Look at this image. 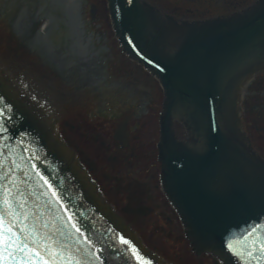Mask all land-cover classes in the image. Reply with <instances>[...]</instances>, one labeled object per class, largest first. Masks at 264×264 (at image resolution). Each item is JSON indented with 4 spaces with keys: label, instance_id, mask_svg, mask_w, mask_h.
<instances>
[{
    "label": "water",
    "instance_id": "1",
    "mask_svg": "<svg viewBox=\"0 0 264 264\" xmlns=\"http://www.w3.org/2000/svg\"><path fill=\"white\" fill-rule=\"evenodd\" d=\"M106 3L122 52L162 88L160 183L192 252L264 264V159L241 122L242 90L264 71V0L200 21H177L143 0ZM39 95L0 65V96L18 117L14 138L0 140L3 222L49 264H63L54 253L73 264H137L132 249L150 264H169L105 200ZM22 131L30 135L19 144Z\"/></svg>",
    "mask_w": 264,
    "mask_h": 264
},
{
    "label": "flooded vegetation",
    "instance_id": "2",
    "mask_svg": "<svg viewBox=\"0 0 264 264\" xmlns=\"http://www.w3.org/2000/svg\"><path fill=\"white\" fill-rule=\"evenodd\" d=\"M143 1L177 21H200L235 13L246 8L253 0H244L233 4L231 3L235 0H230L228 3V5H232L230 10L219 14L212 11L219 0H214L203 8H195L194 11L177 7L178 5L175 3L170 4L172 7H164L161 4L163 0ZM189 1L195 2L198 6L201 5L200 0ZM178 12L183 14L179 15ZM106 24L110 26L109 22ZM83 28L90 36L89 39H91L98 56L102 58L99 64L101 68L98 63L95 65L97 69L95 79H100L99 81L93 82L90 79L91 73H93L91 69L86 66L82 68L81 63L83 65L90 64L87 62L86 64L81 56L74 62L73 70H61L56 67L46 56L42 45L32 42V39L37 37L41 40L44 36H51V33L47 32L48 25L41 26L40 22H33L30 28L25 31L15 32L16 37L29 52L35 54L43 65L52 71L60 85L68 88L67 92L56 88L59 87L57 83L54 85V83L43 81L40 78H33L31 76L33 71L27 68L22 70V68L8 65L11 68V74L23 76L28 88L31 91L36 89L42 100L46 101L54 112L57 104L66 103L69 100L72 105L83 104L90 107L86 114L92 124L105 122L104 129L100 134H95L94 139H97L98 135L107 137L108 144L105 145L104 150L109 153L115 152L116 155L109 156L106 160L104 159L103 164L97 166L87 156H83L82 150L71 145L65 135L66 131L59 129L61 119L56 117L57 129L62 139L75 152L80 164L84 166L97 184L105 200L112 205L142 240L140 233H144L143 229L148 218L156 217L163 220L164 224L169 226V231H167L169 233L173 229L172 224L176 223L181 229L180 240L183 239L187 243L190 253L195 258L205 256L208 257L211 264H221L217 258L211 255L197 256L192 252L181 221L162 191L157 152L158 118L164 98L160 84L151 73L126 56L121 49L114 53L111 48H108L105 44L107 41L105 34L100 32L98 27L90 22L83 23ZM63 33L55 32L52 36L55 35L56 39H63L61 37ZM6 58L11 57L7 56ZM262 81H264V71L254 76L243 88L241 122L251 151L264 159V83ZM152 123L155 127L154 137H156L153 149L147 153V151H139L138 148L131 146L130 139L133 134L136 132L135 136L139 134L138 137L143 138L148 132V126ZM64 125H67V122H64ZM69 127V131L72 133L74 126ZM118 155L119 161L116 158ZM108 170H114L116 174L106 173ZM100 183H103V187H106L107 190L112 191L110 197L106 196ZM156 231L161 232L159 229ZM151 233L153 232L151 231ZM143 242L147 245L144 240ZM147 246L157 252V245L151 242Z\"/></svg>",
    "mask_w": 264,
    "mask_h": 264
},
{
    "label": "rangeland",
    "instance_id": "3",
    "mask_svg": "<svg viewBox=\"0 0 264 264\" xmlns=\"http://www.w3.org/2000/svg\"><path fill=\"white\" fill-rule=\"evenodd\" d=\"M213 1L200 0V7L189 0H163L161 4L164 7H172L170 4L175 3L178 5L177 7L194 11L195 8H203ZM240 1L244 0H235L231 4ZM229 2L230 0H219L212 11L218 12V14L227 12L232 6L228 5ZM178 14L182 15L183 13L178 12ZM35 21H39L41 26L48 25L47 32L51 33V36H44L41 40L38 37L32 39L33 43L42 45L48 59L61 70H73L74 62L81 56L85 63L90 64L83 65L81 63L80 65L82 68L86 66L93 71L90 78L93 82L100 80L95 79L97 77L95 65L98 63L99 66L102 58L98 56L91 39H89L90 36L86 34L83 23L91 22L92 25L98 27L97 29L105 34L107 39L105 44L114 53L120 49L112 30L106 0H0V64L9 73L12 71L8 65L22 68V70L27 68L33 71V75H31L33 78H40L43 81L54 83V85L57 83L59 87L56 88L64 92H67L68 88L60 85L52 71L44 66L35 54L29 52L16 37L15 32L25 31ZM107 22L110 26L106 24ZM55 32H64L65 34L63 33L61 36L63 39H56L55 35L52 36ZM29 39L31 38L29 37ZM7 56L11 58L7 59ZM57 105L55 116L61 119L59 129L66 131L65 135L71 145L82 150L84 157L87 156L91 162L98 166L103 164L104 159L116 155L115 152L109 153L104 150L105 145L108 144L107 137L98 135L97 139H94V135L100 134L104 129L105 122L92 124L86 114V111L90 110L89 106L72 105L69 100ZM64 122H67V125H64ZM69 126H74L72 133L69 131ZM147 130L148 132L143 138H139V134L135 136V132L130 139V145L138 148L139 151L148 153L150 149H153L156 140L154 123L148 126ZM116 158L119 161V155ZM106 173L116 174L114 170H108ZM100 184L104 188L106 196L110 197L112 191L103 187V183ZM172 226L173 229L169 233L167 232L169 226L164 224L163 220L152 217L148 218L143 229L144 233L140 234L147 245L151 242L157 245L158 254L170 264H211L208 257L195 258L190 253L187 243L183 239L180 240V227L176 223H173ZM156 229L161 232H157Z\"/></svg>",
    "mask_w": 264,
    "mask_h": 264
},
{
    "label": "snow or ice",
    "instance_id": "4",
    "mask_svg": "<svg viewBox=\"0 0 264 264\" xmlns=\"http://www.w3.org/2000/svg\"><path fill=\"white\" fill-rule=\"evenodd\" d=\"M128 3L131 4L132 0H128ZM17 120L18 117H16L13 111V106L6 103L5 98L0 96V140L7 141L14 138L15 133L12 131V128ZM28 135L30 134L27 131L20 132L17 143L23 144V137ZM45 183L47 184L48 182L45 181ZM49 187L51 188V185H49ZM53 195H56V193L53 192ZM5 203H7V201H5ZM257 227L258 225H253L247 235L251 236L252 233L256 231ZM73 228H75L77 233L81 232V229L76 227L75 224H73ZM19 231H23V229H19ZM120 239L121 243L128 245L129 242L127 240H124L123 237ZM228 247L231 250V243L228 244ZM261 247L264 249V245ZM132 254L136 256L137 264H150V262L145 260L136 249H132ZM249 255H251V253H249ZM53 256L59 258L63 264H73V259L71 257L64 258L60 256L59 253H54ZM41 261L43 264H49V260L45 258L40 250L33 249L26 240H21L19 238L16 225L4 223L3 214H0V264H41ZM75 264H80V262L75 261Z\"/></svg>",
    "mask_w": 264,
    "mask_h": 264
}]
</instances>
